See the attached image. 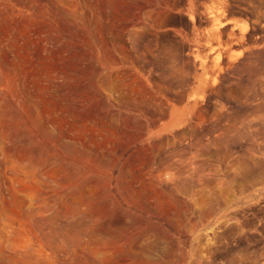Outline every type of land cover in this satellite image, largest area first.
I'll return each instance as SVG.
<instances>
[{"label": "rangeland", "instance_id": "rangeland-1", "mask_svg": "<svg viewBox=\"0 0 264 264\" xmlns=\"http://www.w3.org/2000/svg\"><path fill=\"white\" fill-rule=\"evenodd\" d=\"M249 152L264 0H0V264H264Z\"/></svg>", "mask_w": 264, "mask_h": 264}, {"label": "crops", "instance_id": "crops-1", "mask_svg": "<svg viewBox=\"0 0 264 264\" xmlns=\"http://www.w3.org/2000/svg\"><path fill=\"white\" fill-rule=\"evenodd\" d=\"M254 151H255V149H254ZM246 159H247V161H246ZM249 159V160H248ZM261 162V160H259L258 159V157L256 156V154H254L253 152H249V153H245L242 157H241V159H240V161H239V165H240V169L243 171V172H248L249 171V169H251V166L252 165H254V164H256V165H258V166H260V171H261V173L264 175V167L262 166V162ZM249 163V164H248ZM252 163V164H251ZM243 164H244V166H243ZM251 164V165H250ZM242 165V166H241ZM242 167H244V168H242ZM247 167V168H246ZM263 171V172H262Z\"/></svg>", "mask_w": 264, "mask_h": 264}, {"label": "bare ground", "instance_id": "bare-ground-1", "mask_svg": "<svg viewBox=\"0 0 264 264\" xmlns=\"http://www.w3.org/2000/svg\"><path fill=\"white\" fill-rule=\"evenodd\" d=\"M254 154H255V153H254ZM248 160H249V159H248ZM246 161H247V159H246ZM260 163H261V162H260ZM248 164H249V163H248ZM251 164H252V163H251ZM251 164H250V165H251ZM261 164H262V163H261ZM239 166H240V165H239ZM241 166H242V165H241ZM243 166H244V164H243ZM251 167H252V166H251ZM242 168H244V167H242ZM246 168H247V167H246ZM249 170H250V169H249ZM263 171H264V170H263ZM263 171H262V172H263ZM247 174H248V173H247ZM203 199H204V198H203ZM192 264H193V263H192Z\"/></svg>", "mask_w": 264, "mask_h": 264}]
</instances>
